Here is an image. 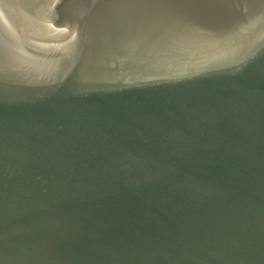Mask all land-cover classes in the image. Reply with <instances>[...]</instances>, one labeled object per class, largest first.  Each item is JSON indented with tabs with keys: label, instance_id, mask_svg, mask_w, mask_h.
Instances as JSON below:
<instances>
[{
	"label": "water",
	"instance_id": "water-1",
	"mask_svg": "<svg viewBox=\"0 0 264 264\" xmlns=\"http://www.w3.org/2000/svg\"><path fill=\"white\" fill-rule=\"evenodd\" d=\"M0 264H264V0H0Z\"/></svg>",
	"mask_w": 264,
	"mask_h": 264
}]
</instances>
